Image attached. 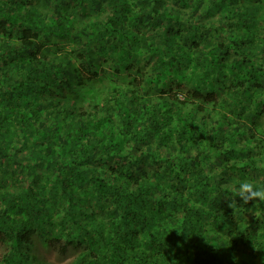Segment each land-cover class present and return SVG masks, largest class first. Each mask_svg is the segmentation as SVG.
Segmentation results:
<instances>
[{
	"label": "trees",
	"instance_id": "obj_1",
	"mask_svg": "<svg viewBox=\"0 0 264 264\" xmlns=\"http://www.w3.org/2000/svg\"><path fill=\"white\" fill-rule=\"evenodd\" d=\"M264 0H0V264H264Z\"/></svg>",
	"mask_w": 264,
	"mask_h": 264
},
{
	"label": "clouds",
	"instance_id": "obj_2",
	"mask_svg": "<svg viewBox=\"0 0 264 264\" xmlns=\"http://www.w3.org/2000/svg\"><path fill=\"white\" fill-rule=\"evenodd\" d=\"M234 198L229 203V207L237 206V198L244 204H249L253 201H264V185L256 184L252 181H241L239 186L233 188Z\"/></svg>",
	"mask_w": 264,
	"mask_h": 264
},
{
	"label": "rangeland",
	"instance_id": "obj_3",
	"mask_svg": "<svg viewBox=\"0 0 264 264\" xmlns=\"http://www.w3.org/2000/svg\"><path fill=\"white\" fill-rule=\"evenodd\" d=\"M4 248L3 246L0 245V255L2 254ZM42 252L44 254V256L57 263V264H68L69 261L74 257L75 252L73 251V249H69V251H67L64 255H59L56 251V249H48V250H43Z\"/></svg>",
	"mask_w": 264,
	"mask_h": 264
}]
</instances>
